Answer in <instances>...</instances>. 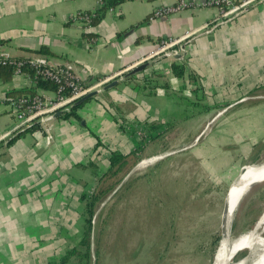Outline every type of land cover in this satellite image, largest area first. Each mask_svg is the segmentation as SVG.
I'll use <instances>...</instances> for the list:
<instances>
[{"label":"crops","instance_id":"obj_1","mask_svg":"<svg viewBox=\"0 0 264 264\" xmlns=\"http://www.w3.org/2000/svg\"><path fill=\"white\" fill-rule=\"evenodd\" d=\"M176 2L121 0L84 30L72 17L93 13L103 0H0V58L66 66L84 84L137 59L162 38L212 26L190 41L181 60L154 61L74 115L56 118L49 143L25 133L0 144V264H62L80 240L84 189H95L90 179L105 173L111 153L149 152L159 138L170 144L169 133L173 140L184 138L177 130L195 135L212 110L233 106L186 148L206 171L216 165L222 183L232 185L242 169L264 157V1L228 21L219 20L216 7L152 18L154 10ZM5 76L0 74V99L30 87L25 73ZM245 97L259 99L241 101ZM1 110L0 134L14 123ZM91 169L95 174L87 173Z\"/></svg>","mask_w":264,"mask_h":264},{"label":"rangeland","instance_id":"obj_2","mask_svg":"<svg viewBox=\"0 0 264 264\" xmlns=\"http://www.w3.org/2000/svg\"><path fill=\"white\" fill-rule=\"evenodd\" d=\"M257 99L245 97L241 101ZM231 108L233 106L207 113L206 122L195 135L188 134L187 130H177L184 138L173 140L169 133L166 139L170 138V144L159 138L149 146V152L128 154L130 163H137L94 209L92 264H212L226 231L223 217L231 185L222 183L224 180L216 165L206 171L205 165L192 157L186 148L201 131L202 134L209 132L219 117ZM150 152L159 154L150 157ZM151 158L159 159L140 165ZM261 164H264V157L247 166ZM87 173L95 174V170H87ZM101 175L95 174L94 180L89 179L96 185V178ZM89 185L84 189V196L95 190L88 189ZM241 199L228 225L230 239L251 230L262 216L264 181L255 184ZM77 224L79 221L76 220V228ZM247 255L248 251L242 250L232 262Z\"/></svg>","mask_w":264,"mask_h":264},{"label":"built area","instance_id":"obj_3","mask_svg":"<svg viewBox=\"0 0 264 264\" xmlns=\"http://www.w3.org/2000/svg\"><path fill=\"white\" fill-rule=\"evenodd\" d=\"M262 1L264 0H177L174 5L154 10L151 16L152 18H159L186 9L216 7L220 10L219 20L228 21ZM88 18L89 16L86 13H79L72 17V20L80 23L82 29L88 30L91 26ZM211 28V24H205L185 31L179 36L162 38L137 59L127 62L115 71L100 76L88 84L82 83L70 68L59 65L46 66L36 57L24 59L23 61L0 58V65H12L14 67L13 74L16 76L22 75L21 67L27 64L34 69V75L52 81L57 86L52 97L37 92L33 97L0 99V113L1 108L5 107L14 119L13 125L0 134V144L31 125L27 130L34 128L31 132L34 139L36 141L44 139L45 142L49 143L52 140V124L55 120L54 118L49 119V117L67 109L91 91L103 88L143 64L152 63L163 58L173 60L176 59V55L186 54L190 41L199 35L209 33ZM30 82L33 85V81ZM70 111L62 112L60 116Z\"/></svg>","mask_w":264,"mask_h":264},{"label":"trees","instance_id":"obj_4","mask_svg":"<svg viewBox=\"0 0 264 264\" xmlns=\"http://www.w3.org/2000/svg\"><path fill=\"white\" fill-rule=\"evenodd\" d=\"M121 0H103L102 5L95 10L93 13L88 14L89 23L90 25L96 24L105 12L110 7L116 6L120 3ZM40 52H44L43 50ZM10 60V59H8ZM15 61H23V58L19 59H11ZM174 73L176 76L182 75L181 68L177 67L176 65L172 66ZM23 73L27 74L29 77L32 78L33 85L29 88H25L19 91H13L9 95V99H14L18 97L29 96L33 97L37 94L38 90L50 91L55 92L57 86L49 80H45L41 76L34 75V69L31 68L29 65L24 64L21 67ZM14 72V67L12 65H0V74L6 75L3 79L9 80ZM82 105V104H81ZM79 105V106H81ZM78 106V107H79ZM77 108V107H76ZM76 108H73L69 113H66L61 118H66L71 115H74V111ZM34 128L26 130L25 132H18L15 134V137L12 138L9 142L19 138L20 136L24 135L25 133H31ZM139 161V160H138ZM137 161H133L130 163L129 155H123L120 153H111L108 164L109 167L105 174L101 175L97 178V184L95 190L92 192L91 195L83 196L85 202V210H84V223L82 227V233L80 236L79 243L76 247H72L69 249L64 257L61 260L62 264H65L69 261H73L75 264H92L91 258V233H92V224L91 220L94 215L95 207L100 204L105 198L116 188V186L121 181L122 177L134 166Z\"/></svg>","mask_w":264,"mask_h":264},{"label":"bare ground","instance_id":"obj_5","mask_svg":"<svg viewBox=\"0 0 264 264\" xmlns=\"http://www.w3.org/2000/svg\"><path fill=\"white\" fill-rule=\"evenodd\" d=\"M157 159L159 158L142 161L140 165L154 162ZM263 181L264 164L249 166L242 170L238 180L229 187L228 195L226 196L227 200H225L226 210L223 217L226 231L219 242L212 264H264V212L251 230L237 237L235 236L233 239H230L228 233V225L237 208L238 200L255 184ZM242 250H247L248 255L242 260L239 259L240 261L232 262L235 256Z\"/></svg>","mask_w":264,"mask_h":264},{"label":"water","instance_id":"obj_6","mask_svg":"<svg viewBox=\"0 0 264 264\" xmlns=\"http://www.w3.org/2000/svg\"><path fill=\"white\" fill-rule=\"evenodd\" d=\"M184 55H185V54L176 55L175 58L181 60V59L184 57ZM149 64H151V62H150V63L143 64V65H141V66L135 68L133 71L129 72L128 74H126V75L123 76L122 78H120V79H118V80H116V81L111 82L110 84L104 86L103 88H101V89H99V90L91 91L90 93H88V94H86L85 96H83L80 100H78V101H76L75 103H73L72 105H70L67 109H65V110H63V111H60V112H57V113L54 114L53 116L49 117V119H52V118L56 119V118H59L62 112H65V111H67V110H72L73 108H76V107H78L79 105L85 103V102L88 101L89 99L94 98L96 95L102 93L103 91H106V90H108V89H110V88L115 87V86L117 85V83H119V82L125 80L127 77H130V76H132V75H134V74H136V73H139V72L143 71L145 68H147V67L149 66ZM31 126H32V125H31ZM31 126H29V127H27V128H30ZM27 128H25V129H23V130H21V131H19V132H21V133H22V132H25V131L27 130ZM14 137H15V135L12 136L11 138H9L8 140H6V143L9 142V141H10L12 138H14ZM261 165H262V164H261ZM238 178H239V177H238ZM238 178H237V180H238ZM227 195H228V193H227ZM243 195H244V194H243ZM243 195H242V196H243ZM242 196H241V198H242ZM239 200H240V199H239ZM239 200H238V201H239ZM225 210H226V208H224V213H225ZM223 222H224V220H223ZM223 234H224V233H223ZM223 234H222V238H223V236H224ZM222 238H221V239H222ZM93 264H94V263H93Z\"/></svg>","mask_w":264,"mask_h":264}]
</instances>
